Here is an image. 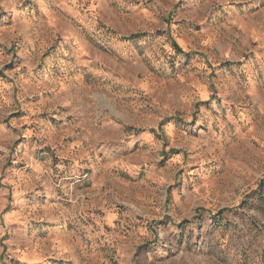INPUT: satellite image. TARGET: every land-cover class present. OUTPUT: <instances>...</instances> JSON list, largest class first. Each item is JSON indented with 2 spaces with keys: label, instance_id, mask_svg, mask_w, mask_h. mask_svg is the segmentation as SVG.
Listing matches in <instances>:
<instances>
[{
  "label": "rangeland",
  "instance_id": "1",
  "mask_svg": "<svg viewBox=\"0 0 264 264\" xmlns=\"http://www.w3.org/2000/svg\"><path fill=\"white\" fill-rule=\"evenodd\" d=\"M0 264H264V0H0Z\"/></svg>",
  "mask_w": 264,
  "mask_h": 264
},
{
  "label": "trees",
  "instance_id": "2",
  "mask_svg": "<svg viewBox=\"0 0 264 264\" xmlns=\"http://www.w3.org/2000/svg\"><path fill=\"white\" fill-rule=\"evenodd\" d=\"M133 36L129 37V38H132Z\"/></svg>",
  "mask_w": 264,
  "mask_h": 264
}]
</instances>
